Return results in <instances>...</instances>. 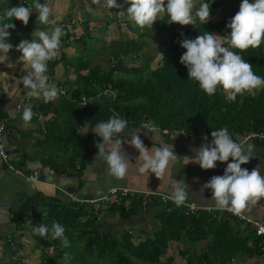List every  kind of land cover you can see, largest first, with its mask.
I'll return each mask as SVG.
<instances>
[{
  "label": "trees",
  "instance_id": "1",
  "mask_svg": "<svg viewBox=\"0 0 264 264\" xmlns=\"http://www.w3.org/2000/svg\"><path fill=\"white\" fill-rule=\"evenodd\" d=\"M227 1L196 0L197 8L201 3L210 5V18L208 22L198 20L194 26L168 23V14L162 13L152 28L136 32L137 27H132L131 29L138 36L165 35L163 47L159 49L160 58L157 65L147 72L152 57L146 58L147 61L144 63L129 69L133 78L114 77L113 71H107L106 67L99 65L90 67L89 62L83 61L82 58L78 60L77 65L74 62L73 66L76 67V73L79 74L78 86L70 89L67 96L61 95L54 109L51 106L46 111L52 116L45 120L44 127L41 129L42 138L38 140L41 147L42 164L63 174L67 173L69 169H75V164L79 163V169L76 171L81 176L88 157L98 150L96 143L101 138L94 135L93 125L90 126L87 119L84 118V128L87 126L85 128L87 130L79 127V124L82 125L78 122V112L81 109L79 105L82 104L83 96L96 97L100 89L105 87L112 88L116 94L113 98H107L104 108L113 116L127 120L124 134H127V130L142 128V126L148 129L143 125L144 118L148 120L147 124L153 123L152 126L166 130L167 134L178 135L182 131L191 136L204 131L210 141H212L211 132L220 128L226 127L233 138L236 135L241 137L250 128H261L264 125V87L254 93L238 95L235 102H229L226 99V93L219 88L216 94L207 95L197 81L189 79L187 68L180 63V57L186 51L180 46L182 39H195L205 32L217 33L219 36L230 33L231 30L226 25L239 11L240 5L231 10ZM39 2L42 4L44 0H39ZM19 4L30 7L33 6V0H0V14L5 8ZM219 8H223L226 15L220 14L219 19H213ZM12 22L15 24V28L10 29L11 31L25 26L19 20L13 19ZM84 24L85 32L77 38L82 43L97 38L94 33H90V28L86 27L88 22H84ZM29 30L30 27L27 26L13 37L14 48L21 40H25L27 35L23 32H29ZM63 31L65 35L62 39L68 38V30L63 29ZM146 47L145 45L144 48ZM232 50L253 66L256 75L264 77V42L259 48L250 47L244 51ZM19 54L21 55V53ZM142 55L144 54L142 53ZM64 59L65 56L62 54L59 59L49 61L48 71H52V68ZM83 69L85 73L81 74L80 71ZM100 99L92 103L99 102ZM49 103L42 102L43 105ZM122 136L127 137L123 134ZM53 150L68 155L58 162L52 158ZM137 205L140 206L126 198H118L106 204H99V213L94 215L88 203L61 204L57 198L45 197L32 206L27 217H43V221L37 225L43 223L49 228L54 221L59 222L65 227V235L68 237L71 247H75L73 249L75 253L78 249L75 245L80 243L83 255L91 256L94 253H99L110 258L109 264H137L135 260L157 262L163 255L167 242L177 238V234L181 236L182 231H186L190 235L194 244L209 238L208 248L212 257L210 261H214L217 256L221 258L228 252L232 254L235 251L233 247H236L234 242L237 238L231 231V227L229 228L227 216L230 218V213L225 211L220 216H217L215 212L212 215L199 212L197 216L185 218L179 216V211L166 209V213L162 212L157 215V230L134 244L130 238H133L132 235H138L125 227L121 228L120 225L131 220V217L137 214ZM45 212L47 214L43 215L42 213ZM116 212L118 213V222H121L119 225H117L118 222L115 224L117 226L115 230L121 233L119 237L114 235L112 230L104 227L105 222H99V217L102 215L108 214L111 217ZM89 213L91 218L86 220ZM18 215L19 213H17ZM224 227H226L225 230ZM32 235L37 245L53 248L51 261L54 263L43 259V264H57L55 259H60L67 253L64 252L61 242L52 240L50 234L47 238ZM242 244L244 245V242ZM76 256L79 258L77 257L74 262L82 264L83 256L77 253ZM69 257V260H72L71 256ZM206 257L205 254L199 258L196 257V260H203V263L207 264Z\"/></svg>",
  "mask_w": 264,
  "mask_h": 264
},
{
  "label": "crops",
  "instance_id": "2",
  "mask_svg": "<svg viewBox=\"0 0 264 264\" xmlns=\"http://www.w3.org/2000/svg\"><path fill=\"white\" fill-rule=\"evenodd\" d=\"M47 1L48 0H44L42 4H45ZM54 3L58 6H63L65 3L71 4L70 1L60 3L55 0L51 1V4L48 3L52 11L47 24H42L37 21L38 13L35 12L36 10L33 6H30L33 12L30 15L27 26L30 27L29 34L37 38V33L41 30L51 34L54 27L57 26L56 23L61 22L59 20L66 22L68 26L72 18L81 20V25H79L78 21L75 22L74 19V23L69 26L73 28L72 30L77 33V36L74 35L71 30L69 31L67 29L69 37L62 39L64 37L63 35L61 38L62 46L59 56L56 59H59L62 54H64L65 59L54 66L52 71H47V75L50 78L49 82L56 84L57 88L63 92L61 94L62 96H67L70 89H74L78 86L79 74L76 73V67L73 66V63L75 62L77 65L78 60L82 58L83 61L87 60L89 62L90 67L98 65L93 61L97 49L93 48L94 45L90 43L91 39L87 40L86 43L77 40V38L85 32L84 22H88V26L90 24V18L86 12L84 13L83 7L79 8L77 11V7L71 4V6L67 7L65 14H58L59 11L55 9ZM71 9L73 10L71 11ZM94 9H96V6H94ZM53 17L59 22L54 21ZM104 23L106 22L102 24ZM27 26H21L15 31L9 29L8 31L11 33V36L6 42L13 45V37L19 32H22ZM90 33L93 32L90 31ZM20 56L21 55L14 47L8 54L0 53V118L6 120L8 125V131L3 139V148L10 160V164H6L0 156V255L6 256V258L4 257L5 262H0V264H20V262L17 263L16 254L17 250L20 249L19 251H23L25 247L22 239L28 240V243L31 241L30 239H32L36 244L34 236L32 235L31 238L26 228L29 227V223L33 222V224H38V222L36 218H28L27 213L30 212L33 205L39 203V201L45 197L57 198L58 202L61 204L72 202L85 203L86 200L102 197L111 186L127 187L144 191H161L169 196L172 190V184L179 179L185 180L189 189V197L184 206L177 207L171 199L164 200L157 196H151L150 202L146 206L142 207L137 205V214L133 215L131 220L125 221V223L122 224L123 226L120 225L121 228L124 229L125 227V229L138 235H132V237H141L142 240L145 236L152 235V233L157 230V222L155 223L154 220H157L158 214L162 212L166 213V209H168V211H170V209L179 211V216L185 218L197 216L199 212H206L208 215L214 213L215 202L211 200V189H204L201 194V188L211 177L223 175L227 163L231 162V158L228 162H217L214 169H201L199 164L194 162L196 160V157H194L196 153L193 149L199 148L201 145L211 144V141L204 134V131L191 136L180 131L178 135H175L171 133L167 134L166 130L155 127L157 133L154 134L150 131L151 127L147 125L149 130L144 126H142V128L133 129L130 132L127 130V137L122 136V134H124V132H122V134H120L124 142L122 143V148L128 154L130 162L132 163L128 173L123 179H116L108 174L106 162L102 158H96L98 150L88 157L86 166L81 172V176L76 171L79 168V163L75 164V169L67 170V173L61 174L55 172L54 169L53 173H49V167L42 164L41 147L38 144V140L42 138L41 129L44 127L45 120L49 116H52L51 113H46L47 109L51 106L54 109L61 95L48 105L42 104V102L44 103L42 98H36L30 95V90L24 88L20 83V77L26 74V71L30 70V66L25 63ZM80 73L84 74L85 70H81ZM257 91L258 90H254L251 93ZM99 103L102 104V101H99ZM27 105L31 106L34 116L31 122L25 125L21 117L23 108ZM82 105H85V103L82 102ZM80 110L82 109H79L78 112V122H80L79 116L82 117L83 126L84 118L89 121V124H91V122L97 123L100 121L101 115L106 113L105 110L98 109L100 112L95 111L96 117L90 118L89 116H91V113H89V109H85L88 111L87 113L85 110ZM97 119L99 120L97 121ZM85 128H87V126ZM85 128L83 127V129ZM92 129H94V127H92ZM137 132H139L140 138L149 149L151 147L160 146L161 144H167L171 147L173 146L177 155L180 156L177 163L170 165L166 175L162 179L156 178L154 174L148 176L138 172V167L141 163V161L137 160L139 152L133 146L129 145L132 134ZM205 137H207V140H205ZM238 138L239 135H236L234 139ZM246 143L255 146L254 156L247 164L241 167L248 169L249 172L259 167L261 176H264V140L252 139L246 141ZM67 155V153L64 154L61 151H52V158L56 159L58 162ZM33 171L39 172V179L37 181H33L29 177ZM71 195H73L77 201H69L71 200L69 198ZM189 208H192L194 211L189 212ZM222 212L223 211H215L217 216H220ZM17 213H19V219H22L21 222H19L17 218H13V216L17 217ZM243 217L264 222V198L258 200L254 205L246 206L245 209L241 210L239 215L231 212L230 218L227 216V219H229V228L231 227V231L237 238L234 242L236 244V247H233V250H235L234 253L230 254L228 252L221 258L217 256L214 261H210L212 257L208 248L209 238L194 244L190 239V235L186 231H182L181 236L177 234V238L167 242V247L163 255L159 257L157 263L204 264L203 260H196V257L199 258L206 254L207 264H264V257L258 249L259 238L254 234L250 223ZM117 222L118 213L116 212L113 216L109 217L104 227L112 230L113 233L117 235V233H119L115 230L117 227L115 224ZM119 224H121V222L117 223V225ZM225 228L226 227H224V230ZM145 231L148 232V235L145 234ZM30 234H33V229ZM12 237L13 239L11 241ZM132 241L136 244L134 240ZM242 242H244V245ZM29 247H32L33 250L37 249L36 247H39V245L36 244V247H34L32 243L29 244ZM7 253H9V255ZM35 255L36 254L30 255V257L27 256L30 263V259L34 258ZM40 257L39 260L43 262L42 256ZM23 260L22 262H27V259ZM135 261L141 262V264H152L139 260Z\"/></svg>",
  "mask_w": 264,
  "mask_h": 264
},
{
  "label": "clouds",
  "instance_id": "3",
  "mask_svg": "<svg viewBox=\"0 0 264 264\" xmlns=\"http://www.w3.org/2000/svg\"><path fill=\"white\" fill-rule=\"evenodd\" d=\"M101 2L102 0H93L98 5ZM124 3L129 5L126 11L122 10L123 5L117 0H103L104 7L120 9L116 11L119 17L127 16L141 29L152 28L161 13L168 14V23H178L181 26H194L198 20L208 22L210 18V5L201 3L197 8L196 0H124ZM33 7L38 13L37 21L47 24L52 11L49 5L33 0ZM32 12L30 7L19 4L5 8L0 14V53L8 54L14 47L6 42L11 36L8 30L15 28L13 19L27 26ZM226 27L231 31L224 36L205 32L195 39H182L180 46L186 51L181 55L180 63L187 68L189 79L197 81L207 95L216 94L219 88L226 93L227 101L235 102L238 95L264 87V77L256 75L253 66L232 50L259 48L264 42V0H254L252 3L242 0L239 11ZM63 35L65 33L62 27L55 26L51 34L41 30L37 33L38 39L21 40L15 46L16 51L21 53L20 57L30 66V70L20 77V83L30 90V95L42 98L45 103L55 101L62 94L55 83L49 82L47 64L58 58ZM33 116L31 106H25L21 117L25 125L31 122ZM126 128V119L113 116L107 121L96 123L93 129L94 135L101 138L96 143V158H102L106 162L108 174L116 179H123L132 165L130 157L122 148L124 142L120 134ZM150 131L157 133L155 126ZM138 133L132 134L129 143L139 152L137 160L141 163L138 172L148 176L154 174L156 178L162 179L170 165L177 163L180 156L175 148L167 144L149 149ZM211 136L210 145L193 149L196 153L194 162L203 170L214 169L217 162H228L230 158L231 162L227 163L223 175L213 176L203 185L201 194L204 189H211V200L217 208L214 212L221 210L239 215L246 206L254 205L264 198V176H261L259 167L251 172L241 167L253 158L255 146L244 140L234 139L226 127L212 131ZM2 154L0 151V155ZM171 189V201L177 207L184 206L189 197L185 180H176ZM65 232V227L55 221L50 228L43 223L33 226L34 235L47 238L50 234L52 240H59L64 248H69L71 245ZM64 259H70L68 253H65Z\"/></svg>",
  "mask_w": 264,
  "mask_h": 264
},
{
  "label": "rangeland",
  "instance_id": "4",
  "mask_svg": "<svg viewBox=\"0 0 264 264\" xmlns=\"http://www.w3.org/2000/svg\"><path fill=\"white\" fill-rule=\"evenodd\" d=\"M51 1H53V0H48L46 2V4H48V3L51 4ZM55 1L60 2V3H65V2L70 1L72 6L75 5L77 7V11L79 8L83 7L84 13L86 12L90 18V24H89V26L86 25V27H88V29L90 28V31H92L94 33V35L97 37V38L90 40V43H92L94 45L93 48L97 49V51L94 55L95 58L93 61L95 62V64H98L100 67H106L107 71H113L114 77L123 76V77L133 78V75L131 73H129V69L133 68L135 66H138L140 63H144L145 61H147L146 58H148V57H152V59L149 62L150 68L147 70V72L151 68H154L157 65V61L160 58L159 49L161 47H163V44H164V39H165L164 34H162V35H151V34H149V35H144V36L136 35L135 31L136 32H138L137 30L142 31L143 29H147L148 27L141 29L139 26H137L136 24L131 22L127 18V16H124L123 18L119 17L116 14V11H119L120 9H108V8L104 7L103 6V0H102L101 4H99V5L93 3V0H55ZM117 2L119 4H122L123 5L122 10L126 11V9L129 5L125 4L124 0H117ZM241 2H242V0H228L227 4L229 5V8H231V10H234L236 7H238V5L241 4ZM249 2L252 3V2H254V0H249ZM54 4H55V9H57L59 11L58 14L59 13L65 14L67 11V7L71 6V4L69 5L66 3L63 6H58L56 3H54ZM94 6H96V9H94ZM72 10L73 9H71V11ZM224 11L225 10L223 8L217 9L216 15H214L213 19H219L221 16L220 14H222V16L226 15L224 13ZM161 15H162V13L159 14V17H161ZM54 21H57V22L61 21L60 23H56L57 26L59 24L63 23L65 25L63 29H68L69 31L71 30V32L77 36V33L72 30L73 28L69 27L72 24H70L68 26V25H66L67 24L66 22H64L62 20L58 21L56 18H54ZM77 21H78L79 25H81V22H80L81 20L75 19V22H77ZM103 22H106V23L102 24ZM132 27H134V28L137 27V29H135V31H133L131 29ZM24 32L27 35L25 39H27L29 41H31L32 39H34L36 37V36L30 35L29 32H27V31H24ZM215 34L218 35L217 33H215ZM145 45L147 46L146 48H144ZM142 53L144 55H142ZM100 98H101L100 101H102V104L99 102H95V103L90 102V103H85V105H82L80 103V105H79L83 111L85 109H87V110L89 109V113H91V116H89L90 118L96 117L95 111L100 112V110H98V109L105 110L106 113L104 115H101L100 121H98L99 119H97V121H98L97 123H99L101 121H107L110 117H113V114L111 112H109L106 108H103L104 103H106L108 96L102 94V96ZM82 110H80V111H82ZM87 110H85L86 113L88 112ZM81 118L82 117L79 116V121H80V123H83V120ZM144 120H145V118H144ZM91 124L95 127L96 123L91 122ZM91 124H89V125L91 126ZM82 125L79 124V127L83 128L84 126H82ZM152 125H154V124L153 123L148 124L149 127H152ZM130 131L131 130H129V132ZM123 135L127 136L128 134H123ZM48 169H50V168H48ZM101 203L102 202L100 201V204ZM136 212H138V211L136 210ZM139 212H140V210H139ZM33 218L35 219V217H33ZM42 218L37 217L36 218L37 222L38 223L42 222L43 221ZM90 218H91V216L89 213V215L86 217V220H89ZM108 219H109L108 214L102 215L101 217H99V222L101 221V223L102 222L106 223V221H108ZM44 220H46V218H44ZM154 222L155 223L157 222V224H158V220H154ZM28 225H29V227L26 229H28V234L32 238V234H30V233L32 232L33 226H37V224H33V222H31ZM29 231H30V233H29ZM145 234L148 235V232L145 231ZM119 235H121V233H117V237H119ZM12 239H13V237L11 238V241H12ZM22 240L21 241L23 242L25 247H24L23 251H19L20 249L17 250V254H16L17 263L20 262V264H24V263L25 264H43L42 260H39V258H41L40 256H42L43 259L48 260L51 263H54L53 261H51V255L53 252V248L43 247V246H42L43 248L41 246L36 247L35 241H33L32 239H30L31 241L29 243H28V240H24V239H22ZM130 240L132 241L131 238H130ZM133 240L136 243H138L140 240H142V238L141 237H138V238L133 237ZM32 243H33V246L36 247L37 249L32 250V247H29V244H32ZM117 245H118V243H117ZM71 246L69 248L63 247V250H64V252H67L69 256H71L72 260L65 261L64 257L62 256L60 259H55V263H57V264H78V262H74V260L78 257V256H76V253L81 254L83 256L84 259L82 260V264H109L110 263L109 257H104V256L100 255L99 253H97V254L94 253L91 256L88 254L83 255V252H81V251H83L81 249L82 245L80 243L75 245L78 248L76 253L73 250L75 247H71ZM7 254L9 255V253H7ZM33 254H36V255L34 256V258L30 259V261H31V263H30L28 257H30V255H33ZM4 257L6 258V256L0 255V262H3V261L5 262ZM23 259H27L26 260L27 262H22V261H24ZM33 259H35V260H33ZM157 262H154L152 264H155ZM136 263L141 264V262H138V261H136Z\"/></svg>",
  "mask_w": 264,
  "mask_h": 264
},
{
  "label": "built area",
  "instance_id": "5",
  "mask_svg": "<svg viewBox=\"0 0 264 264\" xmlns=\"http://www.w3.org/2000/svg\"><path fill=\"white\" fill-rule=\"evenodd\" d=\"M73 23H74V19L72 18L70 24H73ZM58 26L62 27V29H63L65 25L63 23H61ZM102 94H104L110 98H113L115 96L116 92L110 87H105V88L100 89V91L97 93L96 97H85V96H83L81 98V102H83V103L94 102L95 100L100 99ZM7 131H8V125H7L6 120L0 118V151L3 152V154L0 156L6 164H10L8 154L6 153V151L3 148V139H4ZM251 139H262V140H264V125L258 129L250 128L249 130L245 131L242 134V136L237 140H244L246 142V141H249ZM17 171L20 172L19 170H17ZM48 172L53 173L54 170L48 169ZM29 177L33 181H37L39 179V172L33 171L29 175ZM151 196H157V197H160L161 199H164V200H170L169 196L164 194L161 191H144V190H138V189H130L127 187L111 186L108 188L106 194L103 195L102 197H100L98 199L86 200L85 203H88L90 205L91 211L94 215H98L100 201L102 202L101 204H106V203L114 201L118 198H126L130 202L138 203L140 206L143 207V206H146L150 202ZM69 198L71 199V200H69L71 202L77 201L73 195H71ZM215 209H217V208L215 207ZM188 211L193 212L194 210L192 208H189ZM13 218H15V219L17 218V220L19 222H21V220H22V219H19V216H17V217L13 216ZM244 219H246L247 222L250 223V225L254 231V234L259 238L258 249L260 250V252L262 253V255L264 257V222L258 221V220H252L250 218H244Z\"/></svg>",
  "mask_w": 264,
  "mask_h": 264
},
{
  "label": "water",
  "instance_id": "6",
  "mask_svg": "<svg viewBox=\"0 0 264 264\" xmlns=\"http://www.w3.org/2000/svg\"><path fill=\"white\" fill-rule=\"evenodd\" d=\"M147 122H148V120L145 118L143 125L147 126Z\"/></svg>",
  "mask_w": 264,
  "mask_h": 264
},
{
  "label": "bare ground",
  "instance_id": "7",
  "mask_svg": "<svg viewBox=\"0 0 264 264\" xmlns=\"http://www.w3.org/2000/svg\"><path fill=\"white\" fill-rule=\"evenodd\" d=\"M102 96V95H101ZM28 98V97H27ZM30 99V98H29ZM19 109V108H18ZM79 169V168H78ZM168 210V209H167Z\"/></svg>",
  "mask_w": 264,
  "mask_h": 264
}]
</instances>
